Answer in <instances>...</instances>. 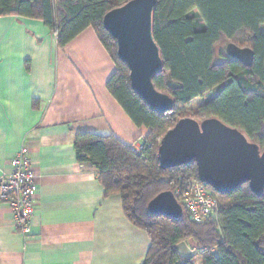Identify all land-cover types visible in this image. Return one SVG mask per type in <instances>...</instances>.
Wrapping results in <instances>:
<instances>
[{
    "label": "trees",
    "instance_id": "trees-1",
    "mask_svg": "<svg viewBox=\"0 0 264 264\" xmlns=\"http://www.w3.org/2000/svg\"><path fill=\"white\" fill-rule=\"evenodd\" d=\"M127 1L0 0V16L41 19L59 46L91 27L115 63L106 88L134 124L147 130L141 148L90 132L76 134L74 148L77 160L97 171L104 194H119L125 216L146 231L150 247L142 264H264V191L256 196L243 183L220 194L207 186L218 208L200 223L184 207L180 218L147 208L160 192L174 194L198 180L194 162L161 169L157 160L161 138L182 117H216L264 150V0H156L153 36L163 67L152 82L174 100L165 113L153 111L132 90L116 41L103 27V16ZM224 42L251 48L252 64L246 67L217 49ZM181 241L197 254L180 257L174 246Z\"/></svg>",
    "mask_w": 264,
    "mask_h": 264
},
{
    "label": "crops",
    "instance_id": "crops-1",
    "mask_svg": "<svg viewBox=\"0 0 264 264\" xmlns=\"http://www.w3.org/2000/svg\"><path fill=\"white\" fill-rule=\"evenodd\" d=\"M115 71L91 27L59 46L41 19L0 16V174L26 148L37 185L27 235L0 202V264L143 263L146 231L74 148L81 132L136 149L146 135L106 88Z\"/></svg>",
    "mask_w": 264,
    "mask_h": 264
},
{
    "label": "water",
    "instance_id": "water-1",
    "mask_svg": "<svg viewBox=\"0 0 264 264\" xmlns=\"http://www.w3.org/2000/svg\"><path fill=\"white\" fill-rule=\"evenodd\" d=\"M156 0H129L109 10L103 16V27L115 39L117 56L129 70L132 90L153 110H172L174 100L158 91L152 80L163 67L160 49L153 36V11ZM228 56L248 67L254 59L249 47L225 45ZM264 131V121L262 124ZM161 169L194 162L200 182L220 194L234 191L247 183L250 190L261 196L264 191V150L251 142L238 128L211 117L197 121L182 117L161 138L157 149ZM148 211L171 218H180L181 204L171 191L152 198ZM182 258L193 257L197 250L187 241L174 246Z\"/></svg>",
    "mask_w": 264,
    "mask_h": 264
},
{
    "label": "built area",
    "instance_id": "built-area-1",
    "mask_svg": "<svg viewBox=\"0 0 264 264\" xmlns=\"http://www.w3.org/2000/svg\"><path fill=\"white\" fill-rule=\"evenodd\" d=\"M141 148V144L137 151ZM11 170L0 174V202H5L14 214L16 225L21 226L23 234L29 233L28 220L36 207L37 185L31 161L26 148H21L9 161ZM174 196L187 211L189 218L200 223L214 215L218 201L207 185L194 179L184 187H178Z\"/></svg>",
    "mask_w": 264,
    "mask_h": 264
},
{
    "label": "rangeland",
    "instance_id": "rangeland-1",
    "mask_svg": "<svg viewBox=\"0 0 264 264\" xmlns=\"http://www.w3.org/2000/svg\"><path fill=\"white\" fill-rule=\"evenodd\" d=\"M261 29L264 31V25L261 26ZM225 45H226V43L224 42V43L220 44V45L217 47V49H219V48H225Z\"/></svg>",
    "mask_w": 264,
    "mask_h": 264
}]
</instances>
